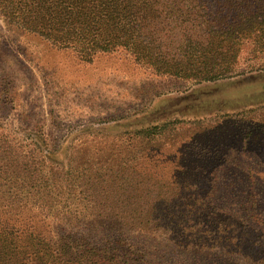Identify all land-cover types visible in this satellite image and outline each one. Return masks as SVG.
<instances>
[{"label":"trees","instance_id":"obj_1","mask_svg":"<svg viewBox=\"0 0 264 264\" xmlns=\"http://www.w3.org/2000/svg\"><path fill=\"white\" fill-rule=\"evenodd\" d=\"M0 18L85 62L125 52L157 77L264 71V0H0ZM256 112L88 133L60 162L44 139L0 140V264H264L260 199L217 183L238 176L224 168L248 155ZM234 126L247 132L215 133Z\"/></svg>","mask_w":264,"mask_h":264},{"label":"rangeland","instance_id":"obj_2","mask_svg":"<svg viewBox=\"0 0 264 264\" xmlns=\"http://www.w3.org/2000/svg\"><path fill=\"white\" fill-rule=\"evenodd\" d=\"M250 110L264 121V71L198 84L157 77L125 52L85 62L38 35L9 28L0 18V140L44 139L59 162L88 133L116 135L172 120L213 126ZM255 130L248 155L242 159L234 150L224 168L238 176L217 183L251 188L264 211V125ZM215 131L231 141L247 132L238 126ZM247 167L258 176L252 184L239 178Z\"/></svg>","mask_w":264,"mask_h":264}]
</instances>
